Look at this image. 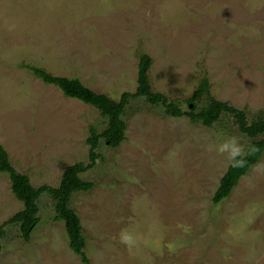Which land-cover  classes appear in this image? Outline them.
<instances>
[{"label":"rangeland","instance_id":"374dc122","mask_svg":"<svg viewBox=\"0 0 264 264\" xmlns=\"http://www.w3.org/2000/svg\"><path fill=\"white\" fill-rule=\"evenodd\" d=\"M141 53L152 59V89L183 111L205 76L210 94L249 123L264 116V0H0V144L33 187H57L67 166L87 164L90 129L100 133L106 119L25 65L118 100L136 89ZM123 119L124 140L111 148L99 139L80 174L93 188L70 201L90 263L264 264V154L212 204L229 162L209 146L252 140L232 117L205 127L136 97ZM37 205L28 241L4 226L0 264H82L52 197ZM22 208L0 172V225Z\"/></svg>","mask_w":264,"mask_h":264},{"label":"trees","instance_id":"16d2710c","mask_svg":"<svg viewBox=\"0 0 264 264\" xmlns=\"http://www.w3.org/2000/svg\"><path fill=\"white\" fill-rule=\"evenodd\" d=\"M151 64L152 59L148 54L141 53L139 55L136 89L134 92H123L118 100L89 88L79 78L54 75L43 68L25 65L35 77L44 83L57 86L64 96L77 99L94 107L106 119V126L100 133L90 129V135L86 140L89 145V162L87 164L79 162L67 166L61 175L57 187L48 185L33 187L27 175L15 170L9 161L6 150L0 144V172L8 174L11 192L23 205L20 211L0 225V240L4 235V226L7 224L18 225L20 236L25 241L30 239L31 232L39 221L37 217V200L41 194L47 193L54 201L53 219L63 222L69 248L79 257L82 264H91L84 250L86 239L82 232L79 216L70 206L71 197L75 192H87L93 188L94 182L83 180L80 174L94 165L97 157L95 149L99 139H103L107 146L111 148H117L124 140L126 123L123 115L125 107L131 98L136 97H143L152 105H161L166 115L173 117L185 115L192 122L199 123L205 127H210L219 121L222 116L229 115L238 130L252 138L246 146L248 151L242 166L234 167L229 163L226 171L221 176L212 196V204L218 205L229 196L239 179L264 154V138L257 139L258 136L264 135V116L249 123L243 110L234 108L227 102L219 101L210 94L208 79L205 76L200 79L191 96L185 100L188 110L183 111L177 101L170 99L162 92L152 89L148 78ZM203 99L205 101L203 107L198 108L197 103Z\"/></svg>","mask_w":264,"mask_h":264},{"label":"clouds","instance_id":"9594fccd","mask_svg":"<svg viewBox=\"0 0 264 264\" xmlns=\"http://www.w3.org/2000/svg\"><path fill=\"white\" fill-rule=\"evenodd\" d=\"M218 155L224 156L231 166H242L244 157L247 155V149L236 136H226L218 143L209 146Z\"/></svg>","mask_w":264,"mask_h":264}]
</instances>
